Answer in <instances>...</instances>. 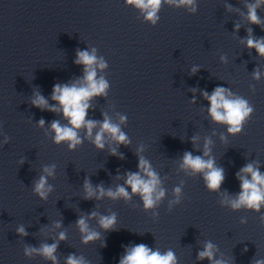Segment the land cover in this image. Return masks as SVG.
I'll return each mask as SVG.
<instances>
[{"label":"clouds","instance_id":"clouds-1","mask_svg":"<svg viewBox=\"0 0 264 264\" xmlns=\"http://www.w3.org/2000/svg\"><path fill=\"white\" fill-rule=\"evenodd\" d=\"M130 6H135L146 13L145 19L155 24L157 12L161 6V0H126ZM168 3H174L175 0H167ZM194 0H179L180 5L191 6ZM264 4V0H255L254 3L246 4L247 20L250 24L256 26L264 25L257 14V9ZM230 8L231 6H226ZM193 12L196 9L193 7ZM239 30V25H236ZM264 30V28H262ZM249 35L246 38V47L255 50L256 54L264 58V37L256 38L252 35V30L248 29ZM223 59V57H221ZM75 63L84 69L82 79H77L67 84H55L52 89L51 100L38 92L34 94L32 105L40 110L50 111L61 116L67 121L61 124L60 120H53L50 125L51 132L54 133L53 142L57 145L66 143L69 151H75L78 146L88 139L98 151H103L106 143V136L110 137L118 145L127 147L130 143L127 135L121 131L120 125L113 123L110 118L105 115L103 121L88 119V110L91 108V100L95 97L105 94L108 83L103 78L97 79V68L106 67L101 60L98 61L95 55V49L90 53L87 50L77 51ZM198 68H192V74H195ZM254 79L260 78L259 71H254ZM195 91V89H193ZM202 97L208 102V115L213 123L226 126L229 135H238L242 133L245 122L250 119L253 113V107L249 106L247 100L242 97H234L230 89L217 86L209 94L207 91L201 93ZM195 102V97H193ZM125 117H121L123 123ZM45 120L39 121V126L43 127ZM84 130V136L80 135V130ZM95 130V132H94ZM197 137L192 138L195 145ZM223 139V137H222ZM210 140H206L202 149V155H193L191 151H185L182 157L181 167L184 170L191 171L192 174H199L205 182L206 188L211 192L219 191L224 182V169L216 165L215 158L210 155ZM111 155H118L117 149L110 150ZM207 157V158H206ZM123 159V155L120 154ZM43 173L38 181L34 182L33 193L41 200H47L48 195L53 188L48 184V178L54 175L55 165L45 166ZM124 184H118L115 189L105 188L103 184L93 186L91 181L85 177L83 182L84 199L86 200H102L108 197L112 200L123 198L125 201L131 199L132 195H139L144 209L151 210L165 196V191L159 187L160 179L156 172L152 169L149 161L138 155L137 171L125 172ZM236 178L240 182V191L232 198L225 194V200L221 203L228 205L232 210H239L242 207L251 211L259 212L261 206L264 205V173H261L256 163H248L242 167L236 174ZM119 179V177H117ZM131 189L129 192L128 189ZM179 203V194L181 189L177 187L175 190ZM153 215H157L153 213ZM98 217V224L104 232L112 231L116 225V214L100 215L96 211L91 212L88 216L81 215L76 221V225L82 234V243L88 244L95 242L100 238V233L90 229L89 219ZM264 220V217L261 218ZM57 228L61 227L57 222ZM18 234L26 236L28 233L23 227L19 228ZM58 239L63 241L66 239L65 232H60ZM58 244H42L40 248H26L25 255H31L33 252L43 256L46 260L57 264L55 255ZM198 260L209 261V264H227L222 259H215V246L208 242L202 251L197 254ZM66 264H86L85 259L75 254H70L66 259ZM119 264H177L175 253L171 250L161 253L159 250H153L147 245L141 243L125 249L124 256L120 259ZM252 264H264V259H254Z\"/></svg>","mask_w":264,"mask_h":264}]
</instances>
